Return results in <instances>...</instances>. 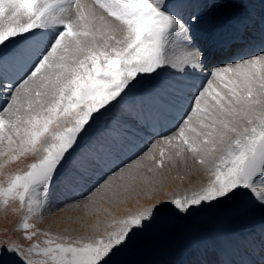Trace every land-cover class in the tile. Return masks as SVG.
Listing matches in <instances>:
<instances>
[{
  "label": "snow or ice",
  "instance_id": "1",
  "mask_svg": "<svg viewBox=\"0 0 264 264\" xmlns=\"http://www.w3.org/2000/svg\"><path fill=\"white\" fill-rule=\"evenodd\" d=\"M187 7L0 0V156L35 157L0 183V204L18 201L14 211L23 213L20 239L0 240V264H110L162 209L182 217L225 205L234 215L264 212V47L210 67L194 35L201 17L185 16ZM122 105L125 114L93 137ZM188 160L207 182L153 200L166 172ZM56 186L78 192L71 200L85 215L99 213L100 201L152 202L119 217L104 209L108 218L91 235L74 237L30 223L43 218Z\"/></svg>",
  "mask_w": 264,
  "mask_h": 264
},
{
  "label": "rangeland",
  "instance_id": "2",
  "mask_svg": "<svg viewBox=\"0 0 264 264\" xmlns=\"http://www.w3.org/2000/svg\"><path fill=\"white\" fill-rule=\"evenodd\" d=\"M81 2L89 4L92 3L93 0H81ZM198 9L200 8L196 10ZM224 64H227V62ZM220 65L223 64L218 65L215 62L211 63L212 67ZM123 107L124 106H121V108ZM121 108L118 110L114 109L110 112L99 122L98 127L95 125L92 130V136L95 137L102 134L106 121L112 123L119 120L125 114V110ZM152 139H155V137L153 136ZM144 142L147 143V138H145ZM8 158L10 159V157ZM8 158L0 161V183H6L8 175L15 174L19 170L26 168V166L35 159L34 156H31V158L27 161L25 160L26 162L23 163V157H21L19 161L9 160ZM14 163L16 164L13 166ZM206 177L207 179L201 182V184L207 182L208 175ZM201 184L190 186L191 189L187 192L190 193L192 190L198 189ZM61 189L62 188L59 186L53 188L49 197L48 208L43 218L38 219L33 217L30 221V223H34L38 229L50 230L53 233L68 232L74 237L82 234L91 235L92 225L97 220L105 221L108 218V213L105 212L104 209H107L108 212L119 217L127 214L129 210H135L137 207L145 205L144 200H148L141 195V197L130 199L126 203L113 204L108 201L106 202L108 208H102L103 206L101 204L105 201H100L101 210L99 213L85 215L84 209L82 207L78 209L71 200L72 197L79 200V193L75 194L72 192L73 194L71 193V195H68L67 192L64 191L62 194L60 192ZM168 192H170V190ZM184 193L186 192L178 194L183 195ZM64 195H66V198ZM138 198H140V200ZM163 198H167L165 193ZM141 202L144 204H141ZM83 203L85 202L81 201V204ZM229 208L230 205H225L219 208L203 210L187 217L178 216L170 209H162L159 216L150 223L147 229L140 232L126 247L112 256L110 264H203L202 261L198 260L193 254L201 252L209 254L208 258H218L212 245L209 247L204 245L205 233L208 230H215L223 235L229 236L235 240L236 244L243 240H247L252 244L259 242L258 247L261 249L257 247L256 251L260 250L261 253L264 252V212H261L259 209H254L243 215H234ZM15 209H19L18 201L10 200L7 206L0 204V240L7 238L20 239L22 235L17 229L23 213L14 211ZM258 231H261L260 236H258ZM249 246L250 250L252 246L250 244ZM249 250L247 251L250 252V256L257 255L253 249ZM258 257L259 254L256 258ZM252 260H254V257H252ZM243 261L249 264L246 256L241 251L240 262L242 263ZM259 264H264V257Z\"/></svg>",
  "mask_w": 264,
  "mask_h": 264
},
{
  "label": "bare ground",
  "instance_id": "3",
  "mask_svg": "<svg viewBox=\"0 0 264 264\" xmlns=\"http://www.w3.org/2000/svg\"><path fill=\"white\" fill-rule=\"evenodd\" d=\"M260 1L261 0H237L235 5H231L227 8H220V9H208V8L201 9L200 8V9L196 10L198 8L197 5L201 2V0H187L186 4L188 5V7L186 8L185 16H188L191 14H198L201 17V21L196 26L195 32L197 34H199L200 36H204L205 38H207L208 36H211L213 34L212 31L218 30L221 23H227L230 19V15H233L235 12H239L240 14H246L249 17H254V14L258 13ZM235 54L236 53H234V55ZM222 57H223V55H222ZM235 59L236 58L233 57V61ZM206 73H207V69H205V74ZM165 74H167V73H165ZM137 98H139V94H138ZM120 108L121 107L117 108V110ZM121 109L126 111V106H124ZM99 131H101V130H99ZM31 156L32 155H29L27 157H23L24 160H22V162L23 163L26 162L29 158H31ZM8 157L9 156H0V161L5 160ZM16 163H14L13 166ZM206 176H207V174L199 167V165H196L191 160H188L186 162V164L178 165L177 167L172 168L171 170H168L166 172V180H165L166 186L161 190V192H158V193L153 195V200L156 199L157 197L163 198L164 193L168 194V193H176V192H178V193L187 192L191 189L190 186H196V185L201 184V182L205 181L207 179ZM169 190H170V192H168ZM60 192L63 194L64 190L61 189ZM62 194H60V195H62ZM65 196L66 195H64V197ZM138 199L140 200V198H138ZM144 201H145L144 202L145 204L152 202L149 200H144ZM106 202H108V201H105L101 204L103 206L102 208H108L107 207L108 204ZM59 203H60V201H59ZM144 203L141 202V204H144ZM129 206H131V205H129ZM59 211H61V210H59ZM260 233H261V231H258V236L261 235ZM238 234H240V233H238ZM248 235L250 236L249 233H248ZM204 238H205L204 245L207 247L212 245V247L215 250V253L218 255V258L217 259L208 258L209 254H204L201 252L200 253L198 252L197 254H193V255H195V257L198 260L202 261L203 264H248L245 261H243L242 263L240 262L241 251L238 248V246H237V244L233 238L226 236V235H223L222 233H219L218 231H215V230H208L205 233ZM256 247H258V246L256 245ZM242 248L246 251L249 250V248H250L249 242L243 241L242 242Z\"/></svg>",
  "mask_w": 264,
  "mask_h": 264
}]
</instances>
